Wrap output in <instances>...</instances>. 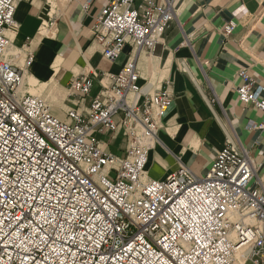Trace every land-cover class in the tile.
<instances>
[{
  "label": "built area",
  "instance_id": "built-area-1",
  "mask_svg": "<svg viewBox=\"0 0 264 264\" xmlns=\"http://www.w3.org/2000/svg\"><path fill=\"white\" fill-rule=\"evenodd\" d=\"M23 0H0V264H264V182L251 156L228 142L205 176L181 166L152 180L147 166L173 104L167 86L150 94L137 63L118 74L74 80L70 95L87 111L54 115L23 92L26 68L7 56ZM112 0L93 28L105 59L126 48L153 54L175 18L173 0ZM89 2L85 4L87 9ZM236 24L230 22L225 34ZM239 100L262 114L264 85L238 73ZM124 131V157L105 151L96 134Z\"/></svg>",
  "mask_w": 264,
  "mask_h": 264
},
{
  "label": "crops",
  "instance_id": "crops-1",
  "mask_svg": "<svg viewBox=\"0 0 264 264\" xmlns=\"http://www.w3.org/2000/svg\"><path fill=\"white\" fill-rule=\"evenodd\" d=\"M111 1L23 0L18 4L14 17L18 29L10 44L14 41L25 52L26 61L32 59L25 75L44 85L43 93L52 86L67 92L62 105L53 98L54 115L66 120L71 108L87 111L101 90L99 83L79 103L70 95V84L92 74H118L130 58L137 63L139 85L145 91L153 94L167 86L173 99L150 153V179L164 180L181 166L203 177L231 142L251 156L264 182V131L254 128L263 117L243 104L236 91L242 85L241 70L249 72L256 86L264 85V0H173L175 18L156 51L146 54L126 48L115 62L104 58L93 37L96 20ZM141 3L136 0L135 7ZM230 22L236 27L226 35ZM45 24L48 35L35 43ZM96 138L105 151L124 157L128 144L124 131L112 140V134H96Z\"/></svg>",
  "mask_w": 264,
  "mask_h": 264
},
{
  "label": "rangeland",
  "instance_id": "rangeland-1",
  "mask_svg": "<svg viewBox=\"0 0 264 264\" xmlns=\"http://www.w3.org/2000/svg\"><path fill=\"white\" fill-rule=\"evenodd\" d=\"M54 1V0H53ZM11 33V32H10ZM6 36L10 39V40H12L13 38H12V36H11V34H7L6 33ZM11 45V44H10ZM10 45H9V47H10ZM16 45V44H15ZM18 46V45H17ZM19 47V46H18ZM20 48V47H19ZM9 49V48H8ZM7 49V51H6V53H7V56H8V58L10 59V60H12V62L14 63V64H16V65H18V66H20V67H23V66H25V59H26V55H25V52H22V51H18L17 52V54L15 55V56H12V54H10L9 53V50ZM21 49V48H20ZM144 55V57H145V55L146 54H143ZM25 83H26V81H25ZM154 83H155V80H154ZM27 86L25 85V86H23L22 87V91L23 92H26L27 90ZM52 93V94H51ZM66 94H67V92L66 91H64V90H62V89H58V87H56V86H52L51 87V90L50 91H47L46 93H43V92H40V90L38 89L37 91H36V94L35 95H37L39 98H41L42 100H44V101H46L51 107L53 106V108H54V106H56V104H53L52 105V100H53V98H56L57 99V101H58V103H57V105H62V101H63V99H65V97H66ZM34 96V95H33ZM53 108H52V111H53ZM55 113V112H54ZM111 151L113 152V153H115L116 152V148H113V149H111ZM243 264V263H242Z\"/></svg>",
  "mask_w": 264,
  "mask_h": 264
},
{
  "label": "bare ground",
  "instance_id": "bare-ground-1",
  "mask_svg": "<svg viewBox=\"0 0 264 264\" xmlns=\"http://www.w3.org/2000/svg\"><path fill=\"white\" fill-rule=\"evenodd\" d=\"M6 33L7 34H11V36H12V38L14 40V34H13L12 31H7ZM46 35H48L47 24H45L44 26H42V29L40 30L39 35H38L35 43H37L38 41H40V39H42ZM8 50H9V53L12 54V56H15L17 54V52L20 51V48L17 45H15V43L13 41L12 45H10V47H9ZM154 65H155V62L153 64V66ZM155 66H157V65H155ZM23 80H24L23 81V86H25V85L27 86V89H26L27 91L26 92L29 93L30 95H34V96L38 97L37 95H35L36 94V91L39 89L40 92H42L41 89L43 88L44 85H42L33 76L25 75ZM25 81H26V83H25ZM243 252L244 251H240V252L236 253L235 258H234L235 260H234L233 264H242L243 263L244 257L246 256V255H244Z\"/></svg>",
  "mask_w": 264,
  "mask_h": 264
}]
</instances>
